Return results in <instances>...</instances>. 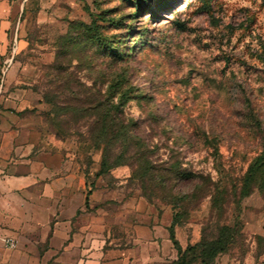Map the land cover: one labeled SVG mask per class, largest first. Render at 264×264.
<instances>
[{"label": "rangeland", "instance_id": "1", "mask_svg": "<svg viewBox=\"0 0 264 264\" xmlns=\"http://www.w3.org/2000/svg\"><path fill=\"white\" fill-rule=\"evenodd\" d=\"M0 23V234L22 212L3 199L32 166L85 185L78 214L104 249L132 246L138 219L165 228L181 212L182 248L227 227L214 262L264 264V0H0ZM122 91L129 138L108 149L122 164L97 176L95 113ZM140 158L163 188L134 175Z\"/></svg>", "mask_w": 264, "mask_h": 264}, {"label": "crops", "instance_id": "2", "mask_svg": "<svg viewBox=\"0 0 264 264\" xmlns=\"http://www.w3.org/2000/svg\"><path fill=\"white\" fill-rule=\"evenodd\" d=\"M5 51L6 35L0 23V74ZM3 126L0 120V148L7 139ZM48 174L47 169L37 173L30 166L16 177V189L5 195V205L22 212L0 234V238L16 239L14 248L0 240V264H172L176 259L166 230L169 224L164 228L140 219L133 225L132 246L104 249L98 221L78 214L86 197L85 185L81 181L73 184L68 176L46 179ZM41 178L44 182L35 185ZM122 225L131 226L129 222ZM213 264L229 263L220 258Z\"/></svg>", "mask_w": 264, "mask_h": 264}, {"label": "trees", "instance_id": "3", "mask_svg": "<svg viewBox=\"0 0 264 264\" xmlns=\"http://www.w3.org/2000/svg\"><path fill=\"white\" fill-rule=\"evenodd\" d=\"M117 104L109 105L108 108H100L98 106L96 113H95V121L97 124V131L93 137L94 140V146L96 148L102 147V156L99 164V169L96 173L97 176L106 174L109 169L113 166H117L122 164V161H120L121 156H117L113 161H109L108 159V149L109 146L113 142H119V143H125L128 141L127 132L125 130V125L122 122V119L119 116V113L121 111H118V104H123L125 100L127 99V95L125 91H122L119 93ZM139 165L134 170V175L138 177V179L143 182V184H146V181L152 180L155 181L157 186L160 188H163V182L165 180V176L156 175L155 173H151L150 169L151 167L146 163V160L140 158ZM256 165H252L248 173L246 174L244 178V185H249L250 182L253 180L254 172H255ZM182 173L177 172L176 178H185ZM89 191L86 192V197L84 200V205L87 206L88 203V197ZM182 197L172 196V195H163L162 199L167 200V202L173 204V206L178 205V201L182 200L180 199ZM181 212H176L171 219V222L166 227L168 239L171 242L172 248L176 251V259L172 262V264H192L191 258L192 254L195 253V251L200 247V254L203 258H206V261L204 259L201 260V264H213L214 259L217 256V254L224 251L225 245L228 240V228L223 227L219 237L211 242H198L193 245H186L184 248H182L178 242V240L175 237L174 228L178 224L180 220ZM191 256L189 257V255Z\"/></svg>", "mask_w": 264, "mask_h": 264}, {"label": "built area", "instance_id": "4", "mask_svg": "<svg viewBox=\"0 0 264 264\" xmlns=\"http://www.w3.org/2000/svg\"><path fill=\"white\" fill-rule=\"evenodd\" d=\"M2 244L7 248H14L16 246V239L9 236H4L0 238Z\"/></svg>", "mask_w": 264, "mask_h": 264}]
</instances>
